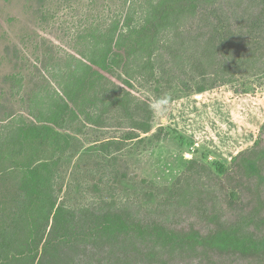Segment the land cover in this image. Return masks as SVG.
Here are the masks:
<instances>
[{
  "label": "trees",
  "instance_id": "obj_1",
  "mask_svg": "<svg viewBox=\"0 0 264 264\" xmlns=\"http://www.w3.org/2000/svg\"><path fill=\"white\" fill-rule=\"evenodd\" d=\"M78 1L36 0V16L44 21L54 6ZM123 6V21L79 37L89 47L87 54L76 53L85 63L75 54L45 52L33 65L36 75L25 95L22 75L10 79L11 97L19 98L24 113H5L0 119V156L26 163L12 200L13 216L0 233V264L16 253L25 224H33L34 240L45 247L72 240L69 233L78 213L60 200L57 186L60 160L75 139L69 128L79 119L73 105L81 92L93 89L82 103L85 125L107 127L112 119L108 113L122 109L120 120L129 126L123 141L101 143L111 154L110 149L151 132L152 106L127 90L132 82L172 83L177 74H185L188 63L200 73L201 94L237 76L264 73V0H123ZM163 136L164 128L158 127L153 139L160 143ZM134 201L135 214L122 212L119 229L135 232L141 242L157 234L208 248L185 264H264V247L258 249L264 244V139L236 154L222 174L204 166L186 167L171 187ZM104 205L102 199L92 209ZM26 245L32 247L31 238ZM87 255L89 250L79 264H100Z\"/></svg>",
  "mask_w": 264,
  "mask_h": 264
},
{
  "label": "rangeland",
  "instance_id": "obj_2",
  "mask_svg": "<svg viewBox=\"0 0 264 264\" xmlns=\"http://www.w3.org/2000/svg\"><path fill=\"white\" fill-rule=\"evenodd\" d=\"M35 9L36 0H0V119L5 113H24L19 98L11 97L13 75L20 73L24 78L25 95L32 87L30 79L36 75L33 65L43 53L87 54L89 47L81 44L79 37L123 21L126 13L123 0H79L67 7L54 6L44 21L36 16ZM183 69L185 74H177L172 83L132 82L127 90L152 106L151 132L142 140L124 142L121 149H110L111 154L102 149L101 143L123 141L129 126L120 120L122 109L108 113L112 119L105 121L109 122L107 127L85 125L82 103L89 100L93 89L79 94L73 105L79 119L69 128L75 139L60 160L62 179L57 186L60 200L78 213L69 233L72 240L63 245L56 240L53 246L45 247L34 240L33 224H25L16 253L2 264H79L88 250L87 257L93 263L185 264L208 251L205 245H183L157 234L141 242L135 232L119 229L124 222L122 212L135 214L136 197L171 187L186 167L204 166L222 174L230 156L250 148L256 139H264L260 134L264 124V73L237 76L230 83L198 94L197 87L202 83L199 71L188 63ZM158 127L164 128L160 143L153 139ZM188 153L193 158L186 157ZM25 163L24 158L0 156V233L13 216L12 200ZM102 199L107 205L93 210ZM58 229L57 221L55 231ZM30 238L33 245L27 248ZM263 247L261 244L258 249Z\"/></svg>",
  "mask_w": 264,
  "mask_h": 264
},
{
  "label": "crops",
  "instance_id": "obj_3",
  "mask_svg": "<svg viewBox=\"0 0 264 264\" xmlns=\"http://www.w3.org/2000/svg\"><path fill=\"white\" fill-rule=\"evenodd\" d=\"M200 97L202 98V95H200ZM167 122H168V121L165 120V124H166ZM165 124L162 125V126H166ZM253 141H254V136H253V138H252V142H251V144L253 143ZM193 150H194V149H193ZM195 150H196V149H195ZM195 150H194V151H195ZM190 154H191V153L186 154V157L190 156ZM235 155H236V154L230 156V157L228 158L227 162H230V160H231ZM190 158H193V156H192V157L190 156Z\"/></svg>",
  "mask_w": 264,
  "mask_h": 264
},
{
  "label": "built area",
  "instance_id": "obj_4",
  "mask_svg": "<svg viewBox=\"0 0 264 264\" xmlns=\"http://www.w3.org/2000/svg\"><path fill=\"white\" fill-rule=\"evenodd\" d=\"M212 159L209 157L208 161H211Z\"/></svg>",
  "mask_w": 264,
  "mask_h": 264
}]
</instances>
